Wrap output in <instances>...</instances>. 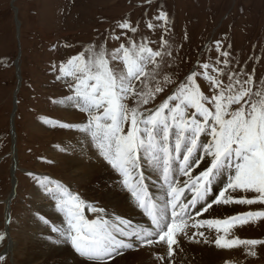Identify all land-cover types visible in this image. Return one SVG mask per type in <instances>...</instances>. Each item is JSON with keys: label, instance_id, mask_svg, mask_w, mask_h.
<instances>
[{"label": "snow or ice", "instance_id": "1", "mask_svg": "<svg viewBox=\"0 0 264 264\" xmlns=\"http://www.w3.org/2000/svg\"><path fill=\"white\" fill-rule=\"evenodd\" d=\"M155 20L163 21L168 31L163 10ZM147 27L155 25L150 22ZM116 28L134 36L138 32L127 19ZM134 36L126 41L130 47L122 44L110 53L102 45L89 47L60 66L62 75L57 79L71 78L65 79L70 95L60 103L85 113L86 120L59 126L82 134L92 155L82 154L89 160L102 158L118 174L122 190L149 223L138 227L121 217L105 219L109 215L106 209L85 205L78 195L45 178L41 187L55 201L54 207L66 223L51 229L58 235L56 242L70 243L90 264H109L121 250L136 243L159 244L170 257L181 235L204 237V232L190 234V229L206 226L215 229L217 248L242 246L247 255L255 256L258 247L264 249V239L227 237L238 225L264 220V211L226 218L195 217L204 213L214 216L228 205H264V78L233 67L230 52L220 51L217 41V51L224 59L214 64L198 62L180 80L173 68L176 56L166 39L162 37L159 50L153 51L147 43L136 44ZM109 56L112 61L122 60L126 72L110 68ZM221 63L224 67H218ZM201 77L210 92L201 91L197 82ZM166 90L170 94L162 98L160 94ZM148 105L155 107H145ZM145 166L160 183L159 197L149 192L141 170ZM194 169H200L199 173L193 175ZM217 180L223 188L211 196ZM242 193L254 195L249 198ZM85 208L96 218H85ZM40 220L49 223L43 216ZM4 239L0 235V241ZM203 242L209 241L205 238ZM157 258L165 260L164 256ZM3 261L0 256V264Z\"/></svg>", "mask_w": 264, "mask_h": 264}, {"label": "rangeland", "instance_id": "2", "mask_svg": "<svg viewBox=\"0 0 264 264\" xmlns=\"http://www.w3.org/2000/svg\"><path fill=\"white\" fill-rule=\"evenodd\" d=\"M161 10L168 16L167 32L163 21L155 20ZM125 19L137 27L135 36L116 28ZM150 22L155 28L147 27ZM115 35L120 39L116 40ZM133 36L136 44L147 43L153 51L159 50L162 37L166 39L176 56L173 68L180 80L198 62L214 64L224 59L217 51V41L220 51L230 52V59L235 62L233 67L264 78V0H0V235L5 237L0 241V256L4 257L3 264H19L23 256L32 253L21 244L22 219L37 208L30 206L33 200L36 206H54L55 201L41 187L45 178L78 195L85 205L103 207L94 192L87 190L63 166L61 157L65 151L61 148L80 133L59 125H79L86 120V114L62 106L60 102L70 95L65 79L71 78L57 79V76L62 75L61 65L89 47L102 45L110 53L122 44L130 47L126 41ZM108 59L110 68L126 72L122 60L112 61L110 56ZM197 82L201 91H211L202 77ZM136 83L139 86V81ZM166 94H170L168 90L160 96L166 98ZM87 162V166L89 162L96 164L95 160ZM215 190L218 195L219 191ZM241 195L251 198L254 194ZM248 211H264V205L238 204L233 214ZM83 214L88 219L96 218L87 208ZM46 219L47 225L40 221L42 230L34 238L36 242L54 234L52 218ZM238 229L236 234H242L243 239H264V220ZM55 240L50 245H57ZM232 250L225 249L226 256L220 264H264L262 248L256 249L255 256L247 255L242 246Z\"/></svg>", "mask_w": 264, "mask_h": 264}, {"label": "bare ground", "instance_id": "3", "mask_svg": "<svg viewBox=\"0 0 264 264\" xmlns=\"http://www.w3.org/2000/svg\"><path fill=\"white\" fill-rule=\"evenodd\" d=\"M62 106L71 110L74 107H70L67 103H62ZM68 149L65 151L63 160V166L66 170L73 173L80 182L84 184L87 190L94 192L98 200L103 204L104 209L108 214L105 219L109 217H121L125 220H130L133 224L139 226H146L147 221L142 215L140 209L136 207L133 199L128 193L122 190L118 179V174L110 169V166L101 159H92L96 161V164L89 162L86 155L83 152H88V146L82 139V134H78V137L71 139V141L65 147ZM94 151V149H93ZM88 155H92V152H88ZM91 160V161H92ZM100 165L98 166V164ZM147 177L146 183L149 188L150 194L155 197L161 195L160 183L156 181V175L151 168L145 166L141 169ZM200 169H194L193 175L198 174ZM155 181V182H154ZM220 182L217 180L215 183ZM221 185L213 186L217 191L222 190ZM235 195V194H234ZM33 198H37V194H33ZM32 198V199H33ZM35 200L31 201V207H37L33 209V213L22 219V226L24 229V236L21 238V244L30 249L32 252L30 256H23L19 264H90L84 257L81 258L75 251V249L68 242H61L57 245H50V241L53 238L58 239V235H48L49 238H45L42 242H36L34 238L38 232L42 229L40 217L49 216L53 220V227L66 226L63 214L54 210V206H36ZM238 204L228 205L221 207L220 211L214 216L204 213L203 216H196V220H201L205 217L208 218H226L233 214L234 209ZM216 207V206H214ZM225 216V217H224ZM241 225L236 226L230 230V235L227 238L239 237L243 239V235H237V229ZM245 227V226H244ZM239 230V229H238ZM241 230V229H240ZM202 231L205 236H195L193 239H189L187 236L181 235L179 237L178 245H173V255L167 256L166 249L161 245L153 246H140L137 252L127 251L123 252L120 257L113 259L109 264H220L225 258V249L217 248L214 240L217 237L215 229H208L206 226L200 229H190L192 232ZM47 235V234H46ZM221 236L224 233H220ZM47 236V237H48ZM46 237V236H45ZM20 238V237H19ZM207 238L208 243H204V239ZM247 238V237H246ZM55 240V241H56ZM239 248V247H238ZM232 250V249H231ZM233 251V250H232ZM239 252V251H238ZM164 256L165 260H160L157 257Z\"/></svg>", "mask_w": 264, "mask_h": 264}]
</instances>
